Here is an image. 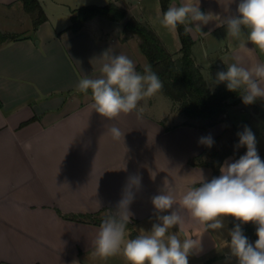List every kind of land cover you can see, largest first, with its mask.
<instances>
[{
	"label": "crops",
	"instance_id": "crops-1",
	"mask_svg": "<svg viewBox=\"0 0 264 264\" xmlns=\"http://www.w3.org/2000/svg\"><path fill=\"white\" fill-rule=\"evenodd\" d=\"M40 1L47 19L34 26L23 0H0V34L5 35L0 38V264H88L85 258L95 248L101 223L82 217L115 212L128 178L139 175L129 227L156 222L152 197L170 190L179 202L208 181L213 167L194 162L212 158L199 140L211 135L219 147L229 140L235 121L228 108L222 121L203 128L185 119L168 122L167 112L157 115L141 105L139 116L134 111L108 121L91 107V93L77 90L79 80L101 75L105 52L128 56L136 69L148 65L139 37L122 38L126 18L147 21L175 55L182 46L178 28L162 26L161 0ZM108 2L124 7L126 17L97 15L78 30L68 28L74 9ZM185 2L170 0L169 7ZM239 2L199 0V6L202 12L227 16L236 14ZM201 30L206 34L195 28L190 33L204 74L226 71L232 63L246 68L264 63V53L247 42L246 30L240 39L215 22ZM208 84L212 90L220 85ZM257 104V110L247 106L259 115L264 101ZM113 124L124 133L119 140L108 133ZM246 151L244 146L239 154H229L222 165ZM176 227L186 238L200 240L201 250L194 254L205 255L219 244L213 230L205 231L189 215L182 229Z\"/></svg>",
	"mask_w": 264,
	"mask_h": 264
},
{
	"label": "clouds",
	"instance_id": "clouds-1",
	"mask_svg": "<svg viewBox=\"0 0 264 264\" xmlns=\"http://www.w3.org/2000/svg\"><path fill=\"white\" fill-rule=\"evenodd\" d=\"M210 22H215L217 27L226 26L227 35L236 39L244 36L246 30L247 42L264 53V0H240L236 14L227 16L202 12L199 0H186L180 6H170L161 20L162 26L169 30L175 31L178 25H183L185 32L195 28L202 35L206 34L202 26ZM240 47L252 50L244 43ZM103 57L106 62L100 69L101 75L81 78L77 90L90 91L91 107L108 121L134 111L141 115L144 109L138 108L139 102L160 92L162 81L151 65H145L141 73L126 55L105 52ZM213 83H226L229 91L239 93L245 105L253 104L264 99V63L247 68L232 63L226 71L217 72ZM108 133L114 140L124 136L114 124L109 125ZM237 135V147L246 146V153L234 162L226 160L218 177L203 180L200 186L184 193L179 202L170 190L153 196L151 202L157 222L150 231L141 230L134 239L127 238L126 228L132 216L129 206L135 197L133 189L140 188L141 177L130 176L115 212L100 224L94 241L95 254L102 258L122 254L128 264H189V256L201 250L200 240H181L179 234L170 229L176 226L182 229L186 215L204 225L205 231L223 229L224 218L233 217L239 223L228 231L230 240L225 241L231 256L238 264H264V161L258 154L257 140L250 128L246 126ZM199 143L211 148L214 140L208 135L201 137ZM97 203L100 206V202ZM249 222L256 225L254 244L241 227Z\"/></svg>",
	"mask_w": 264,
	"mask_h": 264
},
{
	"label": "trees",
	"instance_id": "trees-1",
	"mask_svg": "<svg viewBox=\"0 0 264 264\" xmlns=\"http://www.w3.org/2000/svg\"><path fill=\"white\" fill-rule=\"evenodd\" d=\"M23 3L25 10L32 16L34 26L47 19V13L40 0H23ZM169 3L170 0H161L163 13L169 8ZM97 15L114 20L123 19L126 17V9L115 2L84 4L72 11V21L68 28L78 30L88 19ZM177 28L182 41L179 55L168 50L157 31L147 21L136 16L125 19L122 38L126 39L135 34L139 37L140 47L147 56L148 65H151L152 70L162 81V91L179 102V108L185 116L184 122L207 128L222 121L230 105L242 98L238 92L229 91L226 83H220L216 90L210 88L205 74L193 55L194 39L191 33L185 32L183 25H178ZM4 37L5 35L0 34V38ZM143 69L144 66L138 65L136 70L143 73ZM231 98L234 99L231 100ZM258 101H264V99H258L256 102ZM243 130V128L235 130L229 141L221 147L206 146L205 151L212 156L211 160H193L213 167V174L208 181L220 174V167L226 156L240 153L242 148L237 149L239 144L237 133ZM259 156L264 161V151H261ZM77 216L72 217L77 218ZM86 216L82 218L99 223L104 219L99 213H89ZM129 226H132V222L127 225ZM242 230L248 239L250 237L257 239L256 225L253 223L245 224ZM136 236L133 234V238ZM202 264H211V261L208 259Z\"/></svg>",
	"mask_w": 264,
	"mask_h": 264
},
{
	"label": "rangeland",
	"instance_id": "rangeland-1",
	"mask_svg": "<svg viewBox=\"0 0 264 264\" xmlns=\"http://www.w3.org/2000/svg\"><path fill=\"white\" fill-rule=\"evenodd\" d=\"M145 59H146L145 62L148 63L147 56ZM205 75L207 76L210 84L214 86L215 83H213V81H215L216 74L205 73ZM233 99L234 98H231V100ZM138 105L143 106L148 111L157 115L162 112H167L168 122L185 119L183 112L179 108V102L174 100L170 95H168L162 90L156 93L155 95L151 97H147L144 100L140 101ZM252 108L254 110L258 109L257 102L253 103ZM229 113L231 118L235 121L234 123L235 126L233 125L230 127L231 132L233 133L235 130H239L242 128L244 129L247 126L255 134L257 140V149H260L259 150L260 152L264 151V106L262 105L259 106V115H257L253 111H251V109L240 100L230 105ZM259 119H263V120L260 121ZM237 124L239 126H237ZM225 143H218V146L221 147ZM240 148L242 147H238L237 149L239 150ZM111 212L113 211L111 210L106 211L100 216L105 218L106 216L111 214ZM149 221H146V223L144 222L136 223L135 227L133 228L127 227L126 228L127 238L134 239L133 234L138 235L140 234L141 230L150 231L153 221L151 222ZM237 222L239 223V221ZM237 222L233 217H225L224 218L225 227L220 230H213L214 234L216 235L219 241V244L205 255H197L193 253L192 255L189 256V264H202L208 259H210L211 264H238L237 259L231 256L230 250L225 246V241L230 240L228 231L231 230ZM244 225L245 224H242L241 227H243ZM170 231L178 233L181 240L186 238V235L182 234L177 227H173L172 229H170ZM249 241L254 244L256 239L250 237ZM85 260L87 261L88 264H128L126 258L122 254H117L115 256L102 258L95 254V248L91 253H89L86 256Z\"/></svg>",
	"mask_w": 264,
	"mask_h": 264
}]
</instances>
